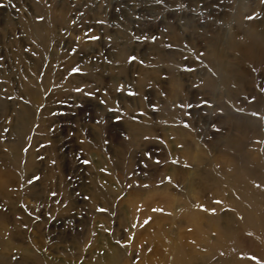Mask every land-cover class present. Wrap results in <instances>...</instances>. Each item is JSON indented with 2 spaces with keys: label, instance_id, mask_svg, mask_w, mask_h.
<instances>
[{
  "label": "rangeland",
  "instance_id": "obj_1",
  "mask_svg": "<svg viewBox=\"0 0 264 264\" xmlns=\"http://www.w3.org/2000/svg\"><path fill=\"white\" fill-rule=\"evenodd\" d=\"M0 174V264H264V0H0Z\"/></svg>",
  "mask_w": 264,
  "mask_h": 264
},
{
  "label": "bare ground",
  "instance_id": "obj_2",
  "mask_svg": "<svg viewBox=\"0 0 264 264\" xmlns=\"http://www.w3.org/2000/svg\"><path fill=\"white\" fill-rule=\"evenodd\" d=\"M256 42V36H252L250 38H248L246 40V47L247 49H251L252 46L255 44ZM247 50V51H248ZM249 52V51H248ZM233 145V144H232ZM231 164V163H230ZM198 169V168H197ZM204 169V168H203ZM225 169V168H224ZM203 172V171H202ZM224 172V170H223ZM230 173V172H229ZM1 175V174H0ZM227 175V174H226ZM203 176V175H202ZM209 176V175H208ZM207 176V177H208ZM223 176V175H221ZM220 176V177H221ZM206 177V176H205ZM229 177V176H228ZM202 179V178H201ZM211 180V178H210ZM213 180V179H212ZM213 182H217V181H213ZM203 183V182H202ZM218 183V182H217ZM216 183V184H217ZM199 185V184H198ZM200 186H203V185H200ZM208 186V185H207ZM210 186V185H209ZM238 186L240 187L241 191H238L240 194L239 196H237L234 200H230L229 204L231 206V210L233 209V211L237 212V215L238 216H230V214H228L229 216H214L215 218L211 217L212 220H209L211 222H215V225L214 227H211L213 229V231H215L217 233V240H218V244H220L221 247H227L228 244H227V241H229L230 239H232L236 232L235 231V228L239 225H242L244 221H251V219L253 217H257L258 215V210L257 208L254 207L255 203H257L259 201V195H258V191L255 190L251 184L249 185L248 183H246L245 181L243 182H239L238 183ZM8 186L7 184H5L3 181L0 180V194L2 195H5L7 192ZM202 189V188H201ZM207 189V188H206ZM227 189V188H226ZM205 190V189H203ZM202 190V191H203ZM237 190V189H236ZM201 191V192H202ZM214 192V190H213ZM204 193V192H203ZM213 194V193H212ZM211 194V195H212ZM213 196V195H212ZM187 198V197H186ZM227 198V197H226ZM206 199V198H205ZM225 200V199H224ZM189 202V201H188ZM197 202V201H196ZM198 203V202H197ZM196 203V204H197ZM191 204V203H190ZM211 204V203H210ZM209 204V205H210ZM193 205V204H192ZM198 205V204H197ZM206 206V205H205ZM199 207V206H198ZM193 211V210H192ZM262 211V210H261ZM234 212V213H235ZM178 213V212H176ZM183 213V212H182ZM218 213V212H217ZM216 213V215H217ZM221 213V212H220ZM233 213V214H234ZM185 214V213H184ZM209 215H212L209 214ZM214 215V214H213ZM212 215V216H213ZM207 217V216H206ZM197 218V216H196ZM225 218H227V221L225 220ZM199 219V218H198ZM225 220L226 223H219L220 221L222 220ZM206 220V219H205ZM253 220V219H252ZM203 221V220H202ZM1 222V221H0ZM194 222V221H193ZM192 222V223H193ZM201 222V220L199 221ZM2 223V222H1ZM206 224V222H204ZM210 223V222H209ZM196 224V223H194ZM199 225V224H198ZM204 225V224H203ZM207 225V224H206ZM195 227V226H194ZM199 229V228H198ZM197 230V229H196ZM200 231V229L198 230ZM201 232V231H200ZM208 237H211L210 234H207ZM11 237V234L8 230H6L5 228H0V255H5V256H9V252L6 251L5 249V246L9 245V238ZM199 237V236H198ZM202 237H206L205 235L202 236ZM214 237V236H213ZM195 239V238H194ZM208 239V238H207ZM211 239V238H210ZM205 241V240H204ZM200 242V241H198ZM197 242V243H198ZM193 243V242H192ZM202 243V242H201ZM191 245V244H190ZM188 244V241L187 240H183V241H180L178 242L177 244V249H178V252L176 254V257L174 259V264H209L210 263V260H209V256L206 254L204 255L201 259H199V257L194 254V248L192 247H189L190 246ZM197 246V245H196ZM195 246V247H196ZM201 245H198L197 248H199ZM235 246V245H234ZM194 247V246H193ZM236 247V246H235ZM238 247V245H237ZM239 252V251H238ZM238 252H235L236 254ZM199 253V252H198ZM197 253V254H198ZM232 257V256H231ZM231 257L229 256H224V259H222V262H230L231 260ZM22 261L25 263V262H28V263H31V264H41V261L39 259V257L37 255H30L28 256L26 253L25 254H22V257H21ZM9 262V261H8ZM171 264V263H170Z\"/></svg>",
  "mask_w": 264,
  "mask_h": 264
}]
</instances>
